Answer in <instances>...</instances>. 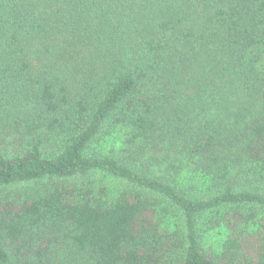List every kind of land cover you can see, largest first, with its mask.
Returning <instances> with one entry per match:
<instances>
[{"label": "trees", "instance_id": "1", "mask_svg": "<svg viewBox=\"0 0 264 264\" xmlns=\"http://www.w3.org/2000/svg\"><path fill=\"white\" fill-rule=\"evenodd\" d=\"M263 54L264 0H0V264H264Z\"/></svg>", "mask_w": 264, "mask_h": 264}, {"label": "rangeland", "instance_id": "2", "mask_svg": "<svg viewBox=\"0 0 264 264\" xmlns=\"http://www.w3.org/2000/svg\"><path fill=\"white\" fill-rule=\"evenodd\" d=\"M259 70L263 72L264 70V54L258 66ZM3 127L0 126V152H10L17 148L18 136L16 134L4 135ZM128 135L127 129L117 128L112 130V133L103 139H101L97 144H95V149L104 155L111 156H121L123 149V142ZM239 173L238 170L234 172ZM250 174H238L244 175L240 178L238 175L237 180L242 183H247V188H261L264 186V177L261 174L255 173ZM90 180L94 183L96 190L99 188H107L111 192H115L121 187L120 182L114 179L105 178L102 175H94L90 177ZM39 185L31 183H22L9 187L5 192L13 193V196L17 199H21L22 196L34 191ZM4 196V195H3ZM1 198V194H0ZM205 247L212 253L214 259H218L217 263L225 264V262L220 258L221 253L224 251L223 244L227 240V233L223 230L208 232L205 235Z\"/></svg>", "mask_w": 264, "mask_h": 264}]
</instances>
